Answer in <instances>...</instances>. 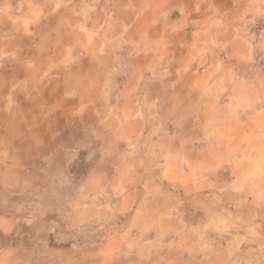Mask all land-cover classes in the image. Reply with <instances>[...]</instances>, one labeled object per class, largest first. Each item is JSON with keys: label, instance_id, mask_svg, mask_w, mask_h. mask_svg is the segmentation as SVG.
Listing matches in <instances>:
<instances>
[{"label": "clouds", "instance_id": "obj_1", "mask_svg": "<svg viewBox=\"0 0 264 264\" xmlns=\"http://www.w3.org/2000/svg\"><path fill=\"white\" fill-rule=\"evenodd\" d=\"M0 264H264V0H0Z\"/></svg>", "mask_w": 264, "mask_h": 264}]
</instances>
